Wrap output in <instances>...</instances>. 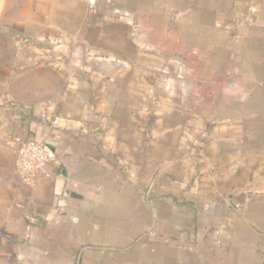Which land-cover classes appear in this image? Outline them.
Listing matches in <instances>:
<instances>
[{
    "label": "crops",
    "instance_id": "0c3cea01",
    "mask_svg": "<svg viewBox=\"0 0 264 264\" xmlns=\"http://www.w3.org/2000/svg\"><path fill=\"white\" fill-rule=\"evenodd\" d=\"M9 11L63 32L66 85L47 103L0 93V264H264V0ZM27 139L51 153L33 185Z\"/></svg>",
    "mask_w": 264,
    "mask_h": 264
},
{
    "label": "rangeland",
    "instance_id": "374dc122",
    "mask_svg": "<svg viewBox=\"0 0 264 264\" xmlns=\"http://www.w3.org/2000/svg\"><path fill=\"white\" fill-rule=\"evenodd\" d=\"M15 21L10 11L0 15V93L10 94L18 102H51L66 85L58 72L64 51L56 46L63 32L35 29L30 22ZM0 161L7 167L11 159L0 152Z\"/></svg>",
    "mask_w": 264,
    "mask_h": 264
},
{
    "label": "built area",
    "instance_id": "2783aa9c",
    "mask_svg": "<svg viewBox=\"0 0 264 264\" xmlns=\"http://www.w3.org/2000/svg\"><path fill=\"white\" fill-rule=\"evenodd\" d=\"M51 153L47 145L36 139H27L20 143L16 157V172L26 185L37 182L40 174L50 176L47 172Z\"/></svg>",
    "mask_w": 264,
    "mask_h": 264
}]
</instances>
